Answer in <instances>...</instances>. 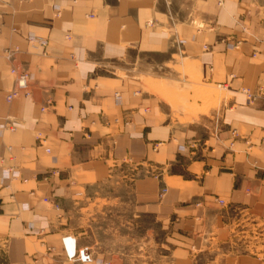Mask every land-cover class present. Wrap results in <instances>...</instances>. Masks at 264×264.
<instances>
[{"label": "crops", "instance_id": "crops-1", "mask_svg": "<svg viewBox=\"0 0 264 264\" xmlns=\"http://www.w3.org/2000/svg\"><path fill=\"white\" fill-rule=\"evenodd\" d=\"M132 53L162 74L116 66ZM16 64L29 95L7 102ZM2 124L6 264H75L61 238L78 241L68 219L90 195L169 227L170 257L188 264L234 212L264 218V0H0Z\"/></svg>", "mask_w": 264, "mask_h": 264}, {"label": "rangeland", "instance_id": "rangeland-1", "mask_svg": "<svg viewBox=\"0 0 264 264\" xmlns=\"http://www.w3.org/2000/svg\"><path fill=\"white\" fill-rule=\"evenodd\" d=\"M128 57L125 63H117L116 66L123 71L126 70L129 74L135 71L162 74V70L157 68L160 63L158 62L159 57H136L133 53ZM13 61L14 59L10 62ZM16 66L18 65H14V67ZM19 67L24 68L23 66ZM102 73L115 74L112 64L106 67ZM11 77L13 76L11 75ZM209 92L213 98H218L220 95V91L216 87L214 90L209 89ZM244 92L247 101H251L253 92L250 93L248 89H245ZM177 169L181 170V167L176 166L173 171ZM155 171L156 169H151L152 173ZM124 172L131 173L134 177L138 175L136 169L131 167L128 169L125 167ZM129 181L122 180L119 183L127 186ZM123 184L122 186H112L110 183H106L98 187L97 190L110 193L114 189L125 188ZM165 191L166 187L161 186L159 196ZM89 197V200L84 201L83 211L81 208H74L77 217L71 221L68 219V222L71 230L78 236L77 245L87 246L94 261L101 259L103 264H175L169 251L174 244L171 239H168L172 238L169 235V227L163 228L156 219L147 216H135L132 213V208L129 209L127 205H122L118 209L109 199L96 200L95 196L90 195ZM216 202L220 206L224 204L222 199L217 198ZM225 223L228 232L224 238L210 240L200 248H195L194 252L189 255L188 264H264V218H259L250 211L239 210L234 212L230 218L228 217ZM64 260L83 264L78 261H68L65 257ZM0 264H6L4 257H0ZM7 264L9 263L7 262Z\"/></svg>", "mask_w": 264, "mask_h": 264}, {"label": "built area", "instance_id": "built-area-1", "mask_svg": "<svg viewBox=\"0 0 264 264\" xmlns=\"http://www.w3.org/2000/svg\"><path fill=\"white\" fill-rule=\"evenodd\" d=\"M27 41L29 43H36L38 45H41L43 47L46 46V41L41 40L36 38L33 34L28 35L27 36ZM16 51H18V48H5L3 50V54L2 56L8 60V61H12L14 59V55L16 54ZM10 74L14 77V85L13 87L8 91V93L5 96V100L7 102H10L12 99L16 98L21 92L24 93V95L28 96L29 92H28V87H29V83H30V79L31 76L30 74L27 72V70L25 68H21L19 66H12L10 68ZM248 97H250L248 95ZM4 124H2L0 126V129H2V127L4 128ZM11 168H9L8 170H5V175L6 176H11L14 177L15 171H12ZM220 203H222V201H220ZM69 240V247L70 250H68V247L65 246V242ZM61 247L63 249V255L65 257V259H67L68 261H78L81 262L83 264L85 263H96V264H103V261H101V259H96L94 261V258L92 257L89 248L87 246H79L77 245L76 239L75 237H73L72 235L68 234L66 236H63L61 238Z\"/></svg>", "mask_w": 264, "mask_h": 264}]
</instances>
